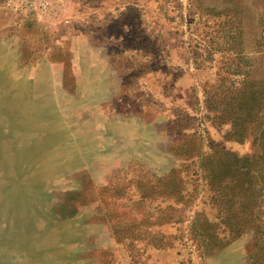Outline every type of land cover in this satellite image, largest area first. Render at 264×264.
I'll return each instance as SVG.
<instances>
[{"label": "rangeland", "instance_id": "374dc122", "mask_svg": "<svg viewBox=\"0 0 264 264\" xmlns=\"http://www.w3.org/2000/svg\"><path fill=\"white\" fill-rule=\"evenodd\" d=\"M30 2L0 0V264H264V0H129L86 38L89 0Z\"/></svg>", "mask_w": 264, "mask_h": 264}, {"label": "crops", "instance_id": "0c3cea01", "mask_svg": "<svg viewBox=\"0 0 264 264\" xmlns=\"http://www.w3.org/2000/svg\"><path fill=\"white\" fill-rule=\"evenodd\" d=\"M89 2V6L83 9L81 15H79L80 17H78L79 30L84 31V36L82 37L85 38L91 34L89 31L97 26L99 22L102 23L104 27L109 28L110 24L116 19L115 14L119 12L120 7L124 8L129 4V0H89ZM84 19L86 20L85 22L82 21ZM91 21H93V27ZM77 38H79L78 35L75 36L73 40H77ZM89 48L91 47L89 46ZM109 61L110 58L105 55V61H103V63H105L103 66L105 65L107 68L109 67V69L112 67L113 69L114 66L111 64L109 65ZM109 69L105 74V81L110 77Z\"/></svg>", "mask_w": 264, "mask_h": 264}, {"label": "built area", "instance_id": "2783aa9c", "mask_svg": "<svg viewBox=\"0 0 264 264\" xmlns=\"http://www.w3.org/2000/svg\"><path fill=\"white\" fill-rule=\"evenodd\" d=\"M67 4L68 0H31L29 8L36 15L47 19L50 24L60 21L66 25L69 23L65 16Z\"/></svg>", "mask_w": 264, "mask_h": 264}]
</instances>
